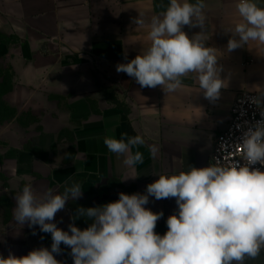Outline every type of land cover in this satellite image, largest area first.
I'll use <instances>...</instances> for the list:
<instances>
[{
  "label": "crops",
  "instance_id": "crops-1",
  "mask_svg": "<svg viewBox=\"0 0 264 264\" xmlns=\"http://www.w3.org/2000/svg\"><path fill=\"white\" fill-rule=\"evenodd\" d=\"M256 2L264 7V0ZM205 3L204 43L218 51L220 78L227 84L215 101L205 98L194 74L183 78V89L166 94L116 71L117 64L148 47L147 25L169 0H0V61L10 71L22 67L10 78L14 117L0 123V256L51 250L41 242L38 225L19 226L13 218L15 196L25 184L37 193L63 192L81 180L82 198L66 202L53 221L71 234L68 204L84 202L99 185L115 183L125 194H146L158 174L211 165L215 138L229 124L236 95L264 94V46L250 42L228 51L240 20L237 0ZM139 14L144 27L133 23ZM182 30L190 38L202 31L187 25ZM23 112L34 117L28 126L17 120ZM123 133L146 141L133 148L144 162L135 166L138 176L127 180L122 179L133 170L104 144L105 137L119 139ZM148 145L159 149L155 158ZM145 207L163 212L166 221L178 213L175 198L150 196Z\"/></svg>",
  "mask_w": 264,
  "mask_h": 264
},
{
  "label": "clouds",
  "instance_id": "clouds-1",
  "mask_svg": "<svg viewBox=\"0 0 264 264\" xmlns=\"http://www.w3.org/2000/svg\"><path fill=\"white\" fill-rule=\"evenodd\" d=\"M205 0H169L165 11L148 23V47L134 59L116 66L141 87H161L166 94L185 87L183 78L194 74L206 99L215 101L227 86L220 78L217 50L206 47L209 38L203 31L207 17ZM240 20L231 30L227 50L250 42L264 46V7L256 0H237ZM134 24L144 27L142 14ZM202 31L189 37L184 26ZM254 103L259 100L254 99ZM264 116V113H262ZM111 153L123 157V164L136 178L135 166L144 162L143 153L133 148L144 146L141 135L105 137ZM235 150L207 167H189L179 172L158 174L146 187V194H125L101 206L78 209L75 220L85 217L90 226L84 230L74 223L64 231L54 223L57 212L66 202L82 198V184L73 182L63 192L48 188L37 193L31 183L16 194L12 215L19 226H39L50 233L51 250L39 248L24 256L11 253L0 256V264H61L53 253L61 244L71 248L74 264H248L264 253V120L244 132ZM155 158L159 149L148 145ZM239 157V159H236ZM244 163L241 164L240 161ZM156 200L175 198L178 213L167 218L164 235L155 232L163 212L146 208L149 197ZM35 234V232L33 233Z\"/></svg>",
  "mask_w": 264,
  "mask_h": 264
},
{
  "label": "rangeland",
  "instance_id": "rangeland-1",
  "mask_svg": "<svg viewBox=\"0 0 264 264\" xmlns=\"http://www.w3.org/2000/svg\"><path fill=\"white\" fill-rule=\"evenodd\" d=\"M6 60L0 61V123L2 121L8 122L14 117V110L9 104L14 102L12 94V74L16 75L18 70L22 67H18L15 71H10V68L6 66ZM9 103V104H8ZM34 117L29 115L27 112L21 113L17 120L21 126H28L32 123ZM120 189L115 183L102 184L95 188V192L88 196L84 202L73 201V208L78 212L80 207L90 208L101 206L110 202L117 201L119 199ZM82 204V205H79ZM81 223H91L90 220L85 217L78 218ZM155 230H159L161 235H164L167 231V224L162 219L157 221ZM55 258L61 262V264H74L73 257L71 255V248L66 249L64 246L61 247L59 254L53 253ZM248 264H264V253L255 261H248Z\"/></svg>",
  "mask_w": 264,
  "mask_h": 264
},
{
  "label": "built area",
  "instance_id": "built-area-1",
  "mask_svg": "<svg viewBox=\"0 0 264 264\" xmlns=\"http://www.w3.org/2000/svg\"><path fill=\"white\" fill-rule=\"evenodd\" d=\"M254 99L259 100V103H254ZM262 113H264V94L250 92L237 94L230 110V121L226 130L215 138L210 164L217 159L223 161L225 155L233 152L234 146L242 142L244 132L253 127L257 121L264 120ZM240 163L244 162L241 160ZM252 167L264 171V165L256 164Z\"/></svg>",
  "mask_w": 264,
  "mask_h": 264
},
{
  "label": "trees",
  "instance_id": "trees-1",
  "mask_svg": "<svg viewBox=\"0 0 264 264\" xmlns=\"http://www.w3.org/2000/svg\"><path fill=\"white\" fill-rule=\"evenodd\" d=\"M30 150H32V149H30ZM32 151H33V150H32ZM73 182H80V183H81V180L75 179V180L72 181L71 183H73ZM71 183H70V184H71ZM79 205H82V204H79ZM73 206H74V205H73L72 202H70V203L68 204V209H69V211H70L71 217L77 215V212H76V210L73 208ZM162 220H163V219H162ZM72 221H73L74 225H75L77 228H79L80 230H84V229H86L87 227L90 226V223H81V222L79 221L78 218L75 219V220L72 219ZM163 221H164V223L166 224V220H163ZM155 232H156L157 234L161 235V232H160L159 230H155ZM38 235H39V238H40L41 242L44 243L47 247L51 248V244H52V237H51V234H50V233L39 232ZM161 236H162V235H161ZM63 246H64V245L61 244L60 247H63Z\"/></svg>",
  "mask_w": 264,
  "mask_h": 264
}]
</instances>
